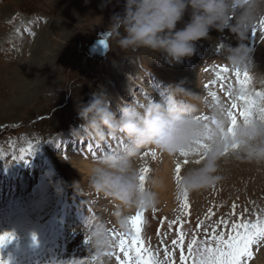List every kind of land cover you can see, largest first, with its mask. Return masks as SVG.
Returning <instances> with one entry per match:
<instances>
[{
  "label": "rangeland",
  "instance_id": "obj_1",
  "mask_svg": "<svg viewBox=\"0 0 264 264\" xmlns=\"http://www.w3.org/2000/svg\"><path fill=\"white\" fill-rule=\"evenodd\" d=\"M123 2L111 0L102 8L103 0H0V170H20L12 178L14 185L0 188V234L14 235L0 249L7 264H117L116 256L123 259V254L115 247V241L107 251L111 256H97L89 245V232L103 224L110 233H123L127 240L134 235L130 225L127 231L119 228L117 214H124L125 210L90 189L88 176L79 170L85 158L91 164L102 151L119 150L123 139L115 138L101 146L89 141L94 149L100 148L99 152L90 153L88 141L75 139L73 133L82 123L76 111L80 101L87 103L91 93L101 89L112 98L113 107L125 100L127 93L123 90L128 87H121V92L114 89L116 73L136 71L153 54L147 49L122 50L107 32L111 16L122 12ZM260 21L253 28L256 34L252 35L251 29L246 42L254 49L256 66L264 72V29ZM99 33L107 35L105 61L87 56L88 47ZM210 36V45L197 42L196 48L201 49L192 56L195 62L184 60L180 64L193 72L186 90L194 83V74L202 75V81H209L208 88L202 86V96L214 102L208 93L215 92L221 102L230 105L234 98L225 93L229 85L234 88L239 84L221 45L228 42L235 46L236 41L227 32L212 31ZM162 59L147 67L161 73L162 68L175 69ZM34 60L44 62L39 66L43 79L41 75L36 77ZM224 67L229 71L220 73ZM240 72L243 79V71ZM140 73L151 75V68H143ZM218 73L223 80L217 79ZM156 97L163 98L160 93L152 100L160 101ZM29 145L33 155L26 156L27 162L20 160ZM151 151L147 148L139 157ZM155 153L158 163L147 160L138 163L140 169L147 167L151 172L163 166L164 154ZM183 159L171 158V172L178 162L181 171L189 166L182 163ZM224 174L226 179L220 184L188 193V215L183 218L182 228L179 223L169 228V222L181 214L183 200L182 191L171 182L169 189L160 193L154 214L152 209L128 214L131 217L143 211L141 237L158 260H165L166 245L174 253L175 264H180V249L171 244L178 230L185 232L183 249L187 256V245L193 238L200 244L211 243L215 232H231L230 224L241 217L253 223L258 216L264 217V173L248 164L230 162L224 167ZM251 257L246 264L264 260V243L252 248ZM186 264H191V259Z\"/></svg>",
  "mask_w": 264,
  "mask_h": 264
},
{
  "label": "clouds",
  "instance_id": "obj_2",
  "mask_svg": "<svg viewBox=\"0 0 264 264\" xmlns=\"http://www.w3.org/2000/svg\"><path fill=\"white\" fill-rule=\"evenodd\" d=\"M110 3L103 0L101 7ZM261 19L264 0H124L122 12L111 16L107 32L120 49L150 50L170 66L194 56L197 42L212 39L210 32H227L236 44L224 43L226 63L249 74L247 88H230L232 97L244 95L254 102L251 115L233 125L229 104L209 101L179 84L169 85L161 101L147 98L149 93L141 101L121 99L113 108L112 98L103 89L91 93L87 103L80 101L76 111L82 123L73 130L75 139L97 145L115 138L124 142L118 151L98 154L88 168L90 189L125 210L117 214L121 230L128 229L129 213L156 208L169 182L188 193L207 190L226 179L224 167L230 162L248 164L264 173V113L260 112L264 72L256 66L254 49L246 42ZM179 24L183 26L178 28ZM147 148L173 161L188 153L189 166L179 178L174 168L170 179L153 169L143 174L141 182L138 158ZM89 245L101 256L112 249L114 241L108 229L97 224L89 232Z\"/></svg>",
  "mask_w": 264,
  "mask_h": 264
},
{
  "label": "snow or ice",
  "instance_id": "obj_3",
  "mask_svg": "<svg viewBox=\"0 0 264 264\" xmlns=\"http://www.w3.org/2000/svg\"><path fill=\"white\" fill-rule=\"evenodd\" d=\"M260 27L264 29V19L260 21ZM255 29H253L252 35H255ZM102 43H104L102 41ZM223 47V45H221ZM228 68L224 67L220 69V73L228 72ZM217 74L218 80H223L224 77ZM236 76L237 83L241 86L242 89L247 88L249 81V74L243 72V79H241V72L239 70L234 71ZM216 83V81H213ZM209 85H205V88H208ZM231 86L229 85V91L225 94L230 98L232 97ZM214 101H220L215 92L208 93ZM260 95V93H257ZM254 107V102L250 97L241 95L236 99H231L230 108L228 110V116L232 121L233 125L237 121V113L241 119L246 118L251 115V110ZM235 110V111H234ZM260 112L264 113V108L260 109ZM204 119H207L205 116ZM87 149L90 153L93 151L99 152V146L95 149L91 142H88ZM200 147H204L203 144ZM108 152V151H105ZM194 154H199L195 152ZM33 150L32 146L23 150L22 155L19 157L20 160L26 161V156H32ZM149 155V153H145ZM153 159L156 157V153H150ZM188 153H181V156L184 157L182 163L187 165L189 160L187 159ZM199 163V160L196 161ZM177 173V178L181 172V163H177L175 166ZM149 172V168L144 167L141 169V182H143L144 175ZM183 193V200L181 201V214L178 215L175 221L169 222V228L173 224H180V227H183V218L188 215L187 209L189 208L188 204V192L181 190ZM179 199V197H178ZM235 209V205H233ZM156 209L153 208L152 212L155 213ZM143 211H137L135 215L129 217L128 224L130 225V230L134 234L131 240H127L123 233L111 232V238L115 241V247L119 249V252L123 254V259L119 255L116 256L117 264H175L174 253H170L168 247L164 246V255L165 260L160 261L152 251L144 246V242L141 237L142 233V217ZM212 213L209 212V216ZM166 219V218H165ZM223 222V221H222ZM163 220L161 221V225ZM231 232H215L212 235L211 243L204 242L200 244L195 238H193L187 245V256L184 253L183 245L185 240V232L178 230L175 238L171 240L173 248L180 249L179 262L180 264H186L188 259H191V264H246L251 257V250L253 247H258L264 243V217L258 216L256 221L249 222L242 217L238 221H234L230 224ZM14 239V235L11 233L0 234V249L6 247ZM35 239V238H34ZM89 242V241H88ZM195 246V247H194ZM134 253V254H133ZM103 255L111 256V252H104ZM172 259H168V257ZM96 259L95 257L93 258ZM0 264H7V262L0 257Z\"/></svg>",
  "mask_w": 264,
  "mask_h": 264
},
{
  "label": "bare ground",
  "instance_id": "obj_4",
  "mask_svg": "<svg viewBox=\"0 0 264 264\" xmlns=\"http://www.w3.org/2000/svg\"><path fill=\"white\" fill-rule=\"evenodd\" d=\"M187 19H188V16H185V21H187ZM182 26H183L182 24H179L177 27L180 28ZM199 42L200 43L203 42V44H206V45H210L211 44L210 40H205V41L202 40V41H199ZM196 49H198V48H196ZM200 49L196 50V53L197 52L199 53ZM147 51L149 52L150 50H147ZM142 54H144V53L142 52ZM208 57H209V55H208ZM160 58L161 57H157L156 58V54H154V53L152 55L150 54V56L146 58L148 62L142 61L141 64L139 65V68H136L137 69L136 71H127V72H125L123 74H117L116 73L115 78H114V82H113L114 89L116 91H118V92L119 91L121 92V87H123V86L124 87H128V89H126V90L122 89L123 91H125L127 93V95L125 94V96H126L125 100H128V101L132 100L135 97H136L135 99L138 100V101L144 100L146 98V94H149V93H150V95H148V97H147L149 99H152L154 97V95H159L161 93L163 98L162 97L161 98L156 97V98H158L161 101L162 99L166 98V96H167V91L166 90L168 89L169 85H178L179 84V85H182L186 89V84L191 81V77L193 76V72L190 71V69L187 70L185 68L187 65H185V64L176 65L175 69L172 68V69H169V70H164V68H162L161 70L164 73H161V71L156 70V69L152 68L151 66L147 67V65H150L152 63H155V62L159 63L160 62ZM209 59L210 58H208L206 60H209ZM162 60H161V63H163V61H164V60L163 61ZM185 60L190 61V62L191 61H194V62L196 61L195 59H193V57L187 58ZM33 62L35 64V67L37 68L36 77L41 75V77L43 79V72L41 71L43 69L40 68L41 69L40 70L39 66L42 65V64L44 65V62L42 60H40V61H35L34 60ZM143 68H145V70L148 69V68H151V75H146V74L142 75L140 73V71ZM194 75H195L194 83L189 85L188 91L196 93V94L200 93V95L202 96V91L205 88V85L206 84L208 85L209 81L207 79H204L202 81V75L199 76V77H197L196 74H194ZM203 77H207V76H203ZM148 86H150L152 89L147 88ZM202 86H203V89H202ZM202 97H205V96L203 95ZM117 103H119V102H117ZM112 140H111V142H112ZM121 140H122V138H121ZM116 141H117V139H116ZM149 149L151 150V148H149ZM152 152H155V150L152 149V151L150 153H152ZM150 153L147 156L145 154H142V156H140L138 158V163H142L143 164L144 161L148 160L150 163H153L154 165H156V163H158L157 162L158 158L156 159V157H157L156 156L155 159H153L152 156L150 155ZM161 158L164 159V164L158 170H159V172H160V174L162 176L170 179L171 169H172L171 157H169L168 155L164 154V156H161ZM89 161H91V160L88 157L85 158L84 161L80 164V167H79L80 168L79 169L80 172L83 173V174H86V176H88V168H89V165H90ZM3 170H0V188L4 189L6 186L9 187L11 185V183H13V185L15 184V181L12 182V178H13V176L19 175L20 174V170L19 169H16L15 171H11V170L3 171ZM169 185H170V182L168 183L167 188L165 190L161 191L160 193H164L166 190H168L169 187H170ZM0 256L1 257L5 256L4 258H6V255H5L4 252H0ZM257 264H264V260L259 262V263H257Z\"/></svg>",
  "mask_w": 264,
  "mask_h": 264
},
{
  "label": "water",
  "instance_id": "obj_5",
  "mask_svg": "<svg viewBox=\"0 0 264 264\" xmlns=\"http://www.w3.org/2000/svg\"><path fill=\"white\" fill-rule=\"evenodd\" d=\"M97 41H94L93 44L87 50V56L92 58L96 56L97 58H101L105 61V54L107 53V35L105 33H99ZM102 41L104 43H102Z\"/></svg>",
  "mask_w": 264,
  "mask_h": 264
}]
</instances>
